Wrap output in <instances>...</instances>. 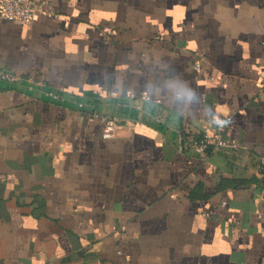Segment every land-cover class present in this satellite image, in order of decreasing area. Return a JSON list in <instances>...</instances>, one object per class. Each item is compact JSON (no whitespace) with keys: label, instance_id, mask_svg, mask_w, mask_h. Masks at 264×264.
<instances>
[{"label":"crops","instance_id":"obj_1","mask_svg":"<svg viewBox=\"0 0 264 264\" xmlns=\"http://www.w3.org/2000/svg\"><path fill=\"white\" fill-rule=\"evenodd\" d=\"M34 1L0 18V264H264V0Z\"/></svg>","mask_w":264,"mask_h":264},{"label":"built area","instance_id":"obj_2","mask_svg":"<svg viewBox=\"0 0 264 264\" xmlns=\"http://www.w3.org/2000/svg\"><path fill=\"white\" fill-rule=\"evenodd\" d=\"M38 12H49L44 2H35L34 0H0V18L8 22L27 24L34 19ZM105 30L110 33L115 32L110 26L105 27ZM193 66L196 71H202V64L199 60H196ZM18 78V75L0 69V79L13 82L18 80ZM262 86L264 87L263 84ZM48 95L58 101H64V98L59 93L50 91ZM110 95L117 97L115 91H111ZM78 107L82 108L83 104L79 103ZM95 116L103 123L102 137L105 139L114 137L118 122L117 118L109 114L100 113H96ZM217 120H226L228 122V118L217 116L212 128L209 130L198 134L181 132L179 150L194 155L202 163H207L212 154L218 153L228 147L230 142L225 137L228 123L221 126L215 123ZM259 168L262 185L264 186V156L260 161Z\"/></svg>","mask_w":264,"mask_h":264},{"label":"clouds","instance_id":"obj_3","mask_svg":"<svg viewBox=\"0 0 264 264\" xmlns=\"http://www.w3.org/2000/svg\"><path fill=\"white\" fill-rule=\"evenodd\" d=\"M215 123L223 126V125L227 124L228 122L226 120H217Z\"/></svg>","mask_w":264,"mask_h":264}]
</instances>
